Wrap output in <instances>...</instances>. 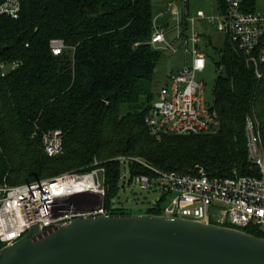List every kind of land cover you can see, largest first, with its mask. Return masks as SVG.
<instances>
[{
  "label": "trees",
  "instance_id": "1",
  "mask_svg": "<svg viewBox=\"0 0 264 264\" xmlns=\"http://www.w3.org/2000/svg\"><path fill=\"white\" fill-rule=\"evenodd\" d=\"M155 15L152 0H20L16 19L0 15V186L84 173L96 160L104 169L105 207L126 215L110 208L120 188L122 167L114 160L120 156L184 174L256 173L246 154L244 121H259L264 148V68L258 79L227 41L214 47L215 59L207 55L219 71L212 91L218 131L148 133L144 118L155 97L154 76L167 55L150 44ZM54 41L63 44L60 55L51 51ZM54 130L62 132L63 148L48 157L42 135ZM130 171L145 173L138 165ZM163 200L146 213L161 214ZM241 231L264 238L255 227Z\"/></svg>",
  "mask_w": 264,
  "mask_h": 264
},
{
  "label": "built area",
  "instance_id": "2",
  "mask_svg": "<svg viewBox=\"0 0 264 264\" xmlns=\"http://www.w3.org/2000/svg\"><path fill=\"white\" fill-rule=\"evenodd\" d=\"M211 1L216 11L213 15L191 10L188 0H181V7L168 2L166 8L155 15L150 44L170 56L181 52L184 66L176 72L168 68L165 84L147 110L144 125L153 137L214 134L220 127L212 105L206 106L204 102L202 83L196 80V74L202 73L209 62L201 49V31L205 24L221 33L233 49L254 66L256 77L261 78L264 12L256 11V1L253 5L245 0H223V4ZM19 11L20 0H3L0 5V15L12 19L18 17ZM167 17L175 22L173 43L166 40L167 26L163 28L158 23L166 21ZM62 49L61 42L51 43L53 55H60ZM244 136L247 158L256 170L254 175L233 172L230 177L221 178L211 177L202 170L184 174L161 170L138 158L120 156L114 160L126 166L127 171L119 183L128 176L140 191H160V198L164 199L161 214L167 217L183 216L238 230L255 227L263 231L264 150L255 117H246ZM42 147L48 157L59 155L63 148L62 132L54 130L43 134ZM98 165L94 160L92 169L84 173L69 172L28 184L0 186V247L18 241L34 226L45 231L77 219L112 214L104 205V169ZM135 165L142 167L145 173L132 175L131 166ZM214 204L225 208L213 209L212 220L210 211Z\"/></svg>",
  "mask_w": 264,
  "mask_h": 264
},
{
  "label": "water",
  "instance_id": "3",
  "mask_svg": "<svg viewBox=\"0 0 264 264\" xmlns=\"http://www.w3.org/2000/svg\"><path fill=\"white\" fill-rule=\"evenodd\" d=\"M0 264H264V238L183 216L108 214L34 226L0 247Z\"/></svg>",
  "mask_w": 264,
  "mask_h": 264
},
{
  "label": "rangeland",
  "instance_id": "4",
  "mask_svg": "<svg viewBox=\"0 0 264 264\" xmlns=\"http://www.w3.org/2000/svg\"><path fill=\"white\" fill-rule=\"evenodd\" d=\"M168 2H173L177 6L181 7V0H152L154 14L164 10L167 6ZM189 7L191 10H201L204 11L206 15H213L216 11L212 7L211 0H188ZM256 11L264 12V0H256ZM171 12L170 14H172ZM167 28L164 30L166 34V40L169 43H173L175 39V33L173 32V27L175 22L170 19V17L166 19ZM201 30V26H199ZM202 40H201V49L204 52L205 56H210L213 59L216 58V50L215 49L222 47L224 43H226L225 37L218 33L213 27L208 24H205L202 29ZM204 32V33H203ZM204 36V37H203ZM207 39H206V38ZM208 45V46H207ZM209 62L206 65L205 70L202 73L196 74V80L202 83L203 89V99L206 106L212 105V91L215 85V81L217 78L216 69L213 66L212 58L207 57ZM189 60V59H188ZM190 61V60H189ZM184 58L182 53L179 52L176 55L170 56L168 53L164 58L160 61L156 68L155 76H154V95L158 92L161 86L165 84V77L168 68L171 71L176 72L183 68ZM258 121V120H257ZM259 122V121H258ZM263 145V144H262ZM264 150V148H263ZM121 173L120 177H123L126 174L127 168L126 166L121 165ZM128 176H125V180L119 183V191L116 198L111 201L110 208L113 209H122L126 212V215H134V214H145L146 210L155 203L161 196L160 191H140L137 189L133 181L128 180ZM210 211L211 219L213 220V216L215 215L216 208L224 209L222 205L214 204L212 205ZM264 231V228L262 229Z\"/></svg>",
  "mask_w": 264,
  "mask_h": 264
}]
</instances>
